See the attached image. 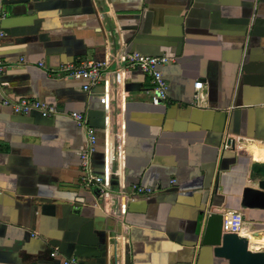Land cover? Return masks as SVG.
<instances>
[{
  "label": "crops",
  "instance_id": "1",
  "mask_svg": "<svg viewBox=\"0 0 264 264\" xmlns=\"http://www.w3.org/2000/svg\"><path fill=\"white\" fill-rule=\"evenodd\" d=\"M4 9L0 264H227L213 243L234 213L239 234L264 249V209L241 206L244 188L257 187L252 164L264 165V0H22ZM131 52L172 58L159 66L164 103L151 102L147 74L125 67ZM89 60L107 69L88 91L65 68ZM4 95L58 113H14ZM74 111L95 129L92 171L106 194L84 178L86 128ZM132 185L155 192L130 196Z\"/></svg>",
  "mask_w": 264,
  "mask_h": 264
},
{
  "label": "built area",
  "instance_id": "2",
  "mask_svg": "<svg viewBox=\"0 0 264 264\" xmlns=\"http://www.w3.org/2000/svg\"><path fill=\"white\" fill-rule=\"evenodd\" d=\"M6 1H21V0H0V39L5 37V32L1 27V21L6 15L4 9V3ZM32 1V0H27ZM172 61V58L167 56H148L143 55L138 52H131L125 55L124 65L125 67L132 68L137 67L142 72L147 74L150 78L151 88L147 91L151 98V102L155 105L164 103L168 98V83L164 78L161 70L159 69L160 65L167 64ZM65 69L69 71L68 75L76 78H81L86 80L84 85L85 90H90L92 86L97 84L107 69V66L103 62L89 60L84 61L78 66H67ZM5 70V65L0 60V84L1 77ZM202 88V82L197 81L195 83V89L199 90ZM197 94L195 95V97ZM102 102L105 101L104 98L101 99ZM2 103L6 106H10L14 113L17 114H29L33 111H36L41 114L43 117H49L58 113L57 109L53 106L47 105L36 99L21 98L16 101L11 100L10 98L3 96ZM78 124L83 125L86 128L87 144L86 148L81 153V164L82 169L85 172V180L87 184H96L100 186L99 192L101 195L106 194L105 187L103 186L102 177L93 174L91 158L95 153V144L97 141V136L95 129L87 125L86 117L78 112H71L69 114ZM175 180H171V183H174ZM155 192L154 189L150 187H143L139 185H132L130 187L129 195H150ZM227 226L228 230L226 232L238 233L242 228V216L239 213L230 214L227 218L225 217L222 227ZM52 255H56V252H53ZM75 263L74 259L68 260L65 264Z\"/></svg>",
  "mask_w": 264,
  "mask_h": 264
},
{
  "label": "water",
  "instance_id": "3",
  "mask_svg": "<svg viewBox=\"0 0 264 264\" xmlns=\"http://www.w3.org/2000/svg\"><path fill=\"white\" fill-rule=\"evenodd\" d=\"M251 177L256 181L257 187L244 188L241 206L264 209V165L252 164ZM213 255L227 264H264V249L252 248L247 235L222 232V227L213 243Z\"/></svg>",
  "mask_w": 264,
  "mask_h": 264
},
{
  "label": "bare ground",
  "instance_id": "4",
  "mask_svg": "<svg viewBox=\"0 0 264 264\" xmlns=\"http://www.w3.org/2000/svg\"><path fill=\"white\" fill-rule=\"evenodd\" d=\"M251 247H255V246H257V243H254L253 241L251 242Z\"/></svg>",
  "mask_w": 264,
  "mask_h": 264
}]
</instances>
